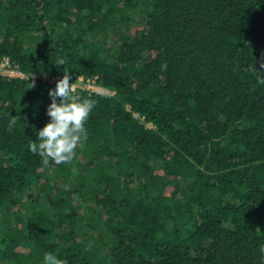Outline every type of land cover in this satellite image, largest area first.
<instances>
[{
	"label": "trees",
	"instance_id": "trees-1",
	"mask_svg": "<svg viewBox=\"0 0 264 264\" xmlns=\"http://www.w3.org/2000/svg\"><path fill=\"white\" fill-rule=\"evenodd\" d=\"M2 58L0 264H261L264 0H0ZM66 70L111 95L76 88L87 140L45 167Z\"/></svg>",
	"mask_w": 264,
	"mask_h": 264
},
{
	"label": "clouds",
	"instance_id": "clouds-1",
	"mask_svg": "<svg viewBox=\"0 0 264 264\" xmlns=\"http://www.w3.org/2000/svg\"><path fill=\"white\" fill-rule=\"evenodd\" d=\"M66 63L65 59H59L56 66ZM256 78L264 84V58L260 61ZM71 81L68 70L63 71V77L56 81L55 88L50 89L48 95L51 103L47 106L46 114L50 122L46 123L37 133L36 139L29 140L28 150L38 155L45 167L60 164H71L75 158L78 147L82 148L87 140L86 122L96 105L91 98H78L75 95L76 86ZM34 87V84H31ZM59 98V100L57 99ZM10 123H17V116H12ZM73 168V173L76 174ZM92 243L86 245V250L91 251ZM261 264H264V246L260 249ZM42 264H66L50 252L43 254Z\"/></svg>",
	"mask_w": 264,
	"mask_h": 264
},
{
	"label": "built area",
	"instance_id": "built-area-1",
	"mask_svg": "<svg viewBox=\"0 0 264 264\" xmlns=\"http://www.w3.org/2000/svg\"><path fill=\"white\" fill-rule=\"evenodd\" d=\"M0 75L1 76H6V77H18V78H23V74L20 73L15 65H12L9 63L7 58H2L0 61ZM30 77H36L35 75H30ZM51 82H55L57 80H50ZM76 88L95 93V94H106V95H111L110 92L107 90L97 86L93 80L86 79L82 80V78H78L77 82L74 83Z\"/></svg>",
	"mask_w": 264,
	"mask_h": 264
}]
</instances>
